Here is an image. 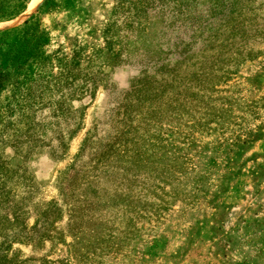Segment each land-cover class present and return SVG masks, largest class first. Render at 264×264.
<instances>
[{
  "label": "rangeland",
  "instance_id": "1",
  "mask_svg": "<svg viewBox=\"0 0 264 264\" xmlns=\"http://www.w3.org/2000/svg\"><path fill=\"white\" fill-rule=\"evenodd\" d=\"M32 1L0 21V242L4 228L15 229L10 206L21 208L24 234L45 204L63 214L35 235L49 237L7 242L4 264H264V0H41L29 11ZM32 15L47 61L23 97L12 84L32 75L34 61H14L17 46L1 37ZM214 59L209 89L192 88ZM71 61L91 92L72 102L66 87H53ZM142 74L171 91L192 88L202 96L197 107H208L177 122L147 116L154 154L131 167V83ZM70 105L81 112L68 138ZM57 124L67 140L60 159L52 154ZM121 133L126 142L76 190L95 203L69 229L58 178L85 138L112 143ZM93 175L95 192L86 189Z\"/></svg>",
  "mask_w": 264,
  "mask_h": 264
},
{
  "label": "trees",
  "instance_id": "2",
  "mask_svg": "<svg viewBox=\"0 0 264 264\" xmlns=\"http://www.w3.org/2000/svg\"><path fill=\"white\" fill-rule=\"evenodd\" d=\"M31 0H0V21L7 20L12 17H15L25 11L27 5H29ZM48 0H45L44 4ZM227 10L225 9V12ZM224 12V13H225ZM235 9L232 8L230 12H226V14L234 13ZM229 20V18H228ZM228 20L223 21L222 25H226ZM43 31L41 29L40 19L36 15H32L30 18L26 19L24 24L20 27H16L2 33L1 41L5 44L10 43L11 46H17L15 53V60L17 63H26L29 60H33V64L35 65V70L30 76L27 72H22L20 76L13 82L12 90H21V96L29 97L34 93V87L39 84L36 81V78L45 77V66L47 57L41 51L42 44L44 42ZM230 33L227 37H230ZM199 55H205L204 50H200ZM114 61L117 60V57L113 58ZM217 63V59L211 60V65L208 68H205V71L210 69L212 65L214 66ZM77 62L71 61L68 64V68L66 71V76L63 79H56V83L53 87L56 90H61L63 87L67 88L66 97L68 100H80L84 95L91 94L89 90L84 89L86 85L83 84L81 80H84L85 76L81 75V72L77 70ZM31 63L28 64V68H30ZM33 71V70H32ZM200 72L198 76L195 78H191L190 81H195V85L191 84V87H198V91H203L208 88L211 79L215 77L213 73L207 74L208 72ZM24 73V77L22 74ZM30 78L28 79V77ZM134 80L131 83V111H129V115L131 114V167L136 166L142 163L143 156L152 155L154 152L151 150L156 145L154 143L149 142L147 139H155L153 133L150 132L151 126L147 121L149 117L151 118L153 114L161 113L162 118L167 119V122H171L174 120L175 122L181 120L183 115H187L189 117L190 114H198L201 110L206 109L208 106H198L194 103L197 102V98H201L202 96L198 95V92H195L192 88L189 90H168L167 84H157L156 80L152 79L148 74H142L139 77L133 78ZM170 85V83H168ZM43 86V84H40ZM158 89V92L156 91ZM161 100L162 102L156 103V100ZM57 110L62 111V103H59L57 106ZM81 108L75 109L70 105V110L66 114V118L70 120L67 123V134H70L68 138H71L73 132L75 130H71L72 126H79ZM144 112V113H143ZM139 115V119L135 120V117ZM58 116V114H56ZM149 116V117H147ZM78 118V121H77ZM161 118V119H162ZM190 118V117H189ZM193 123H199V127L205 126L208 122L204 121L201 123L200 121H193ZM192 125L191 127H193ZM69 130V131H68ZM168 133H172V131L168 130ZM55 139L57 140L55 149L52 148L53 157H61L64 152L65 147L67 146V140H65L63 136V130L60 126L55 128ZM95 136V134H93ZM122 133L116 140L112 143L104 142L102 140H96L95 142L90 139V137L85 138L79 152L73 161V164L67 169V171L59 177V191L62 196V201L65 206H67V210L69 213V219L71 222L67 224L69 229L78 228V224L76 221V214L82 210H88L92 207V204L95 203V194L93 197H87V192L79 193V195H84L83 198L76 199L78 194L76 190L81 188L86 182V178L88 177V173L92 170H97L98 165L102 162L104 157L113 149H115V145L126 141L123 140ZM101 144L103 146L101 147ZM94 145L95 147H93ZM55 146V145H54ZM85 154H91V165L85 170L83 168L84 162L83 158ZM149 156V155H148ZM60 159V158H59ZM95 175H93L92 179ZM83 180V181H82ZM94 180L87 181L86 189H92L91 191L95 192L93 189ZM5 194L9 195L10 190L7 189ZM79 200V203H78ZM82 202V203H81ZM132 203V200H131ZM69 205V208H68ZM10 212L12 213V217L14 218L13 223L10 225H14L11 231H7L4 228L3 231H6L3 234V241L0 242V264H4L6 261V252H3V246L7 242L11 243L13 241L26 243V242H39L43 238L49 237L48 234H41L40 236H35L37 233L41 231H46V228L50 227L56 220L62 217L63 209L56 202H50L45 204L42 208H40L38 214V220L35 222V225L29 229V234H24L23 229H25V225L18 221L20 217V207L10 206ZM22 228V229H21ZM36 237V238H35ZM9 261H7L8 263Z\"/></svg>",
  "mask_w": 264,
  "mask_h": 264
},
{
  "label": "bare ground",
  "instance_id": "3",
  "mask_svg": "<svg viewBox=\"0 0 264 264\" xmlns=\"http://www.w3.org/2000/svg\"><path fill=\"white\" fill-rule=\"evenodd\" d=\"M41 0H33L32 3L30 4L29 11H31L36 5H39V2Z\"/></svg>",
  "mask_w": 264,
  "mask_h": 264
},
{
  "label": "water",
  "instance_id": "4",
  "mask_svg": "<svg viewBox=\"0 0 264 264\" xmlns=\"http://www.w3.org/2000/svg\"><path fill=\"white\" fill-rule=\"evenodd\" d=\"M25 19H27V18H25Z\"/></svg>",
  "mask_w": 264,
  "mask_h": 264
}]
</instances>
